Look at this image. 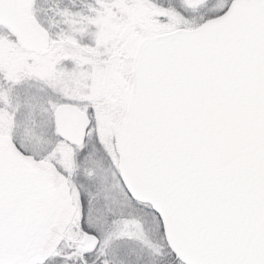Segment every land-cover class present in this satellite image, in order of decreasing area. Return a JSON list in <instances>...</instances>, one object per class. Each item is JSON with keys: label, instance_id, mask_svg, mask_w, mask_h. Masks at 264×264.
Masks as SVG:
<instances>
[{"label": "snow or ice", "instance_id": "obj_1", "mask_svg": "<svg viewBox=\"0 0 264 264\" xmlns=\"http://www.w3.org/2000/svg\"><path fill=\"white\" fill-rule=\"evenodd\" d=\"M0 264H264V0H0Z\"/></svg>", "mask_w": 264, "mask_h": 264}]
</instances>
